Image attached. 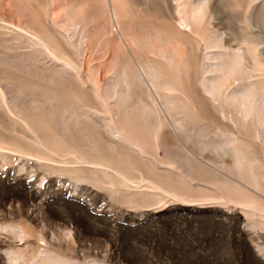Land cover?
<instances>
[{"label":"rangeland","instance_id":"rangeland-1","mask_svg":"<svg viewBox=\"0 0 264 264\" xmlns=\"http://www.w3.org/2000/svg\"><path fill=\"white\" fill-rule=\"evenodd\" d=\"M112 2L114 21L109 0H0V264H264V186L235 166L264 173V100L244 123L230 96L264 83V2L193 0L189 37L175 0ZM123 15L156 90L116 42Z\"/></svg>","mask_w":264,"mask_h":264},{"label":"bare ground","instance_id":"bare-ground-1","mask_svg":"<svg viewBox=\"0 0 264 264\" xmlns=\"http://www.w3.org/2000/svg\"><path fill=\"white\" fill-rule=\"evenodd\" d=\"M242 0H233V3H240ZM262 2H264V0H262ZM109 3H110V6H111V15H112V19L113 21L115 20L114 18V7H117V5L115 3L112 2V0H109ZM232 3V4H233ZM174 10L175 12L178 14V18L180 20L179 24H176V26H173L171 29H173L174 31L176 30H180V32L184 33L185 35H187L188 37L190 35H193V36H197L200 34V25L199 24V21L201 20V17H202V12H203V8L198 4V5H193V0H175L174 2ZM172 7V6H171ZM233 7V6H232ZM261 7V6H260ZM118 8V7H117ZM150 8V7H149ZM170 9V8H169ZM150 9H148V6L145 5L142 7V12H143V15L147 18H151V17H155V15L152 16L153 13H151V10L149 12ZM260 10V9H259ZM263 10V9H262ZM156 10H154L153 12L155 13ZM173 12V11H172ZM151 13V15L149 14ZM157 13V12H156ZM260 13V12H259ZM151 16V17H150ZM157 16V15H156ZM158 17V16H157ZM121 18V16H120ZM119 18V19H120ZM145 19V18H144ZM174 20V19H173ZM172 20V22H173ZM169 21V20H167ZM143 23V22H142ZM148 24H150V22H147ZM154 23V22H153ZM115 24V23H114ZM117 24L118 26L120 27V31H117L118 33V36L115 38L116 40H113V41H116L117 43L121 42L123 43L122 45L124 46V48L126 49L127 53L129 54V57L127 59V63L129 64V66L131 67L134 75L136 76V78L140 81H144L147 83V81L151 84L152 88L156 90V80L157 78L159 77L164 83H166V80H167V76H166V73H163L160 72L158 74V72L155 73V71H149V65L148 63L145 61V60H140L138 59L135 55H134V52L132 51L133 48L131 49V47H129V44L132 46H135L137 47L138 44H139V40L138 39H135L134 36L132 35V33L129 32V29H130V23H129V20L127 18V16L123 15V17L120 19V20H117ZM156 24V23H155ZM164 24V23H163ZM142 25V24H141ZM169 26H172V25H169ZM78 29V31L80 30V27L76 26ZM164 27V26H162ZM165 28V27H164ZM167 28V27H166ZM170 28H167L166 31H168V29ZM1 29H7V27H3L1 26ZM203 29V28H202ZM201 29V31H202ZM206 30V29H205ZM162 31V30H161ZM157 32L158 34L162 33V32ZM173 31V32H174ZM2 33H6L5 31H2ZM166 33V32H165ZM172 32H170L171 34ZM113 34V33H112ZM151 34V33H150ZM153 34V33H152ZM146 35V34H145ZM116 36V35H115ZM172 36V35H171ZM178 36V35H176ZM160 37V36H159ZM175 37V36H174ZM182 37H184L182 35ZM40 38V37H38ZM113 38V37H112ZM173 38V37H172ZM180 39V38H179ZM183 39V38H182ZM191 39V37H190ZM181 40V39H180ZM187 40V39H186ZM189 40V39H188ZM251 37H249L248 35H244V41L245 42H249L251 41ZM175 41V40H174ZM201 41V40H200ZM115 42V43H116ZM188 42V41H186ZM189 45H191L189 42H188ZM193 44V42H192ZM3 46H7V44H2ZM210 49H212L211 51H209L208 53H214V54H220L221 52L219 51V49H216V45L215 44H212L211 42L209 43V45H207ZM222 47V46H221ZM252 46H245L243 48V51H232V52H227V55L230 54V55H234V56H239L241 53H251V51H256V48L257 47H254V50H252ZM195 51V50H194ZM193 51V52H194ZM192 52V53H193ZM220 52V53H219ZM190 53V52H189ZM191 55V54H189ZM229 56V55H228ZM211 58H214V57H211ZM225 58V57H224ZM203 61V60H202ZM204 62V61H203ZM202 62V63H203ZM225 60L223 59H218V60H215L214 64H210V65H214L213 67V70L215 69L216 73L213 74L212 77H208L207 79H212L213 77L215 76H221L222 74H225L226 71L223 69V67L225 66L224 63ZM126 63V62H125ZM125 63L123 65H121V68H120V72H119V78L121 80L122 83H125L127 87H130V84H129V81H128V74H127V70H126V67H125ZM206 63V62H205ZM229 63V62H228ZM236 65L237 63H230L229 66L231 65ZM204 65V63L202 64ZM208 65V64H206ZM202 69H205V71H210L212 69H209L208 67L207 68H202ZM232 69V68H231ZM203 72V70H202ZM204 73V72H203ZM209 73V72H208ZM230 74H231V71H230ZM192 76V75H190ZM211 76V75H210ZM193 77V76H192ZM207 77V76H206ZM226 77V76H225ZM229 77V76H228ZM205 78V77H204ZM246 76H244L242 79H245ZM202 80V79H201ZM199 80V81H201ZM5 81V80H4ZM243 81V80H242ZM7 83V81H5ZM148 83V84H149ZM242 86H243V90L240 91L238 90V92H233V93H230V96L232 97V101L234 102V104L238 105L239 107H242L243 110L241 111V115L239 116V118L245 123V122H248L251 120V116L254 112V110L257 112L259 109H256V100L257 98L260 96L263 100H264V83L263 82H259V81H249V80H246V81H243L242 82ZM17 84V83H16ZM147 85V84H146ZM203 85L208 89L209 91V88H208V84L207 83H203ZM146 87V90H147V94L150 95V97L156 101V99H154L155 97L151 95V92L149 91V89H147V86ZM16 92L17 94L19 93H22L24 89L21 88V85H17L16 87ZM203 88V87H202ZM205 88V89H206ZM242 89V88H241ZM203 90V89H202ZM232 90V89H231ZM211 92V91H210ZM26 93V92H25ZM24 93V94H25ZM229 94V93H228ZM20 95V94H19ZM258 95V96H257ZM227 96V95H226ZM57 97V96H56ZM82 97V96H81ZM154 97V98H153ZM52 98V97H51ZM49 99H50V96H49ZM226 99V98H225ZM47 100V98L45 99ZM58 100V99H57ZM83 100V99H81ZM139 100V99H138ZM211 100V99H210ZM56 101V100H55ZM63 101V100H62ZM79 101V100H78ZM85 101V100H84ZM215 101V100H214ZM54 102V101H53ZM82 102V101H81ZM86 102V101H85ZM216 102V101H215ZM262 103V102H261ZM80 104V102H79ZM84 104V103H83ZM0 105H6L7 106V95L5 94V91L2 89V87H0ZM264 106V105H263ZM260 108V107H259ZM263 109V108H261ZM222 112V111H221ZM259 113V111H258ZM222 114V113H221ZM220 114V115H221ZM147 116V115H146ZM259 117L261 119H264V112L263 111H260L259 113ZM162 118V117H161ZM216 122V121H215ZM35 123V122H34ZM234 125V124H233ZM132 130H134L136 132V129H134L132 127ZM117 131H118V134L117 136L118 137H121L128 145L130 146H136L140 152H144V150L142 149V147L140 146V144H138L136 142V140L133 138L132 136V133L131 131H129V129L127 128H124V127H118L117 128ZM149 132V131H148ZM263 133V132H262ZM257 135V134H256ZM88 137V136H87ZM234 137V135H233ZM95 141V140H94ZM112 143L108 142V146L107 147H110V150H111V147L114 148L115 146V140L114 141H111ZM118 142V140H117ZM86 143V141H85ZM94 143V142H93ZM117 145V144H116ZM94 146V145H93ZM86 147V146H85ZM87 147H90V146H87ZM99 147V146H98ZM117 147V146H116ZM115 147V148H116ZM105 148V147H104ZM89 150V148H88ZM115 150V149H113ZM122 150V149H121ZM99 152V150H98ZM103 154V153H102ZM253 157V156H252ZM259 159V158H258ZM244 160V159H243ZM80 163V162H78ZM254 163H255V159L254 158H247L245 159L244 161L240 160V159H236L235 160V166L237 169L239 170H248L250 171V176L251 178H253V180L256 182V183H259L261 184L262 186H264V173H256V172H253V169L252 167L254 166ZM84 164V163H83ZM88 164V163H86ZM94 166V165H92ZM99 166V165H97ZM260 172V171H259ZM261 176V177H260ZM47 263V262H45ZM47 264H50V263H47Z\"/></svg>","mask_w":264,"mask_h":264}]
</instances>
